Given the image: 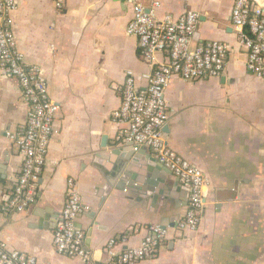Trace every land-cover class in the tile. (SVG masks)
<instances>
[{"label": "crops", "instance_id": "crops-1", "mask_svg": "<svg viewBox=\"0 0 264 264\" xmlns=\"http://www.w3.org/2000/svg\"><path fill=\"white\" fill-rule=\"evenodd\" d=\"M18 48L40 68L60 111L33 206L8 213L6 203L23 159L9 135L23 131L27 105L15 79L0 84V242L34 256L37 264H83L59 255L53 234L75 179L84 211L76 228L97 264L106 245L138 246L152 225L170 235L158 254L138 264H264V80L247 69V53L232 26L236 0H18ZM264 8V0H252ZM158 17L200 15L193 46L230 47L218 79L175 78L166 91L170 148L209 180L200 227L180 232L188 192L146 148L117 140L113 113L132 73L138 86L150 71L136 37L127 34L133 4ZM166 56L160 54L158 60Z\"/></svg>", "mask_w": 264, "mask_h": 264}, {"label": "built area", "instance_id": "built-area-1", "mask_svg": "<svg viewBox=\"0 0 264 264\" xmlns=\"http://www.w3.org/2000/svg\"><path fill=\"white\" fill-rule=\"evenodd\" d=\"M53 1L57 9L63 8L64 0ZM158 8V3L151 8L133 4L127 34L137 38L141 56L150 71L142 76L145 84L141 88L136 77L128 73L121 106L112 118L120 127L119 142L149 149L188 192V206L177 229L195 232L202 220L204 189L209 180L202 169L168 146L164 133L169 118L165 96L177 77L190 82L220 78L226 69L230 47L220 41L193 46L200 15L186 11L160 18ZM18 9V0H0V84L4 79H15L27 105L23 131L9 135L23 163L5 210L20 214L27 212L36 201L60 109L50 98L40 68L28 66L18 48L14 20ZM232 26L239 44L246 50L248 71L264 80V8L252 0H236ZM160 54L166 57L158 60ZM83 211L76 181L71 178L67 181L66 202L53 234L54 249L59 255L79 259L83 264H97L85 247V233L76 228V221ZM148 231L138 246L125 250H119L116 242L110 240L101 264H138L153 259L170 233L160 225H152ZM0 264H37V259L10 250L0 242Z\"/></svg>", "mask_w": 264, "mask_h": 264}]
</instances>
